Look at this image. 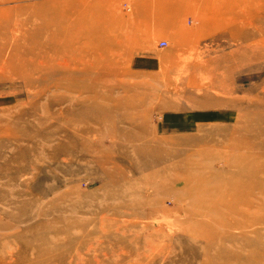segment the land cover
Masks as SVG:
<instances>
[{
	"label": "rangeland",
	"instance_id": "obj_1",
	"mask_svg": "<svg viewBox=\"0 0 264 264\" xmlns=\"http://www.w3.org/2000/svg\"><path fill=\"white\" fill-rule=\"evenodd\" d=\"M263 37L264 0H0V264H264Z\"/></svg>",
	"mask_w": 264,
	"mask_h": 264
},
{
	"label": "bare ground",
	"instance_id": "obj_2",
	"mask_svg": "<svg viewBox=\"0 0 264 264\" xmlns=\"http://www.w3.org/2000/svg\"><path fill=\"white\" fill-rule=\"evenodd\" d=\"M215 11V10H214ZM215 13V12H214ZM214 19V18H213ZM63 30V29H62ZM30 35V34H29ZM264 38V37H263ZM62 41V40H61ZM262 42H263V40H262ZM51 43V42H50ZM58 43V42H57ZM60 43V42H59ZM24 57V56H23ZM31 62V61H30ZM29 62V63H30ZM64 62V61H63ZM39 63V62H38ZM61 64V63H60ZM38 65V64H37ZM39 65H44V64H39ZM38 65V66H39ZM59 65V64H58ZM34 66V65H33ZM44 67V66H43ZM60 68H62L63 70H61L62 72L60 73V75L62 76L63 75V73L65 74L64 76H66L67 78L66 79H71V74H70V71H69V69L66 67V66H64V67H60ZM84 69V68H83ZM40 70V69H39ZM44 70V69H43ZM57 71V70H56ZM55 72V71H54ZM53 73V72H52ZM51 73V74H52ZM50 74V73H49ZM50 74V75H51ZM52 75H54V74H52ZM80 78H82V77H80ZM66 79H63V80H66ZM86 107V105L83 103V102H81L80 103V106H79V110L80 109H82L83 110V108H85ZM68 113H70V112H68ZM71 119H69V123H73L72 121H70ZM84 122V121H83ZM83 122H80V123H74V125H73V127L75 128V130L77 129L78 131H80L81 129H84V127H83V125H84V123ZM69 146V145H68ZM69 149H70V147H65V149H64V152H69ZM135 169V171H138V168H134ZM220 207V206H219ZM131 208V207H130ZM132 209H134L133 207H132ZM126 213H128V212H126ZM222 259H223V257H222ZM250 262V264H251V261H249Z\"/></svg>",
	"mask_w": 264,
	"mask_h": 264
},
{
	"label": "crops",
	"instance_id": "obj_3",
	"mask_svg": "<svg viewBox=\"0 0 264 264\" xmlns=\"http://www.w3.org/2000/svg\"><path fill=\"white\" fill-rule=\"evenodd\" d=\"M213 118H217V117H215L213 114H210V113H208V114L204 113L201 115V119H204V120H211Z\"/></svg>",
	"mask_w": 264,
	"mask_h": 264
},
{
	"label": "built area",
	"instance_id": "obj_4",
	"mask_svg": "<svg viewBox=\"0 0 264 264\" xmlns=\"http://www.w3.org/2000/svg\"><path fill=\"white\" fill-rule=\"evenodd\" d=\"M159 46H160L161 48L166 47V46H167V43H166L165 41H161V42L159 43Z\"/></svg>",
	"mask_w": 264,
	"mask_h": 264
}]
</instances>
